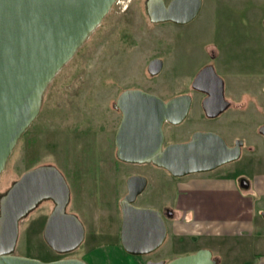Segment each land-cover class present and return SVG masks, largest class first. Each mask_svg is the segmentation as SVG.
Here are the masks:
<instances>
[{"label":"rangeland","instance_id":"rangeland-1","mask_svg":"<svg viewBox=\"0 0 264 264\" xmlns=\"http://www.w3.org/2000/svg\"><path fill=\"white\" fill-rule=\"evenodd\" d=\"M145 1L118 0L112 6L46 87L37 118L17 141L0 175L2 194L25 171L54 165L70 190L67 211L82 223L85 239L70 254L51 252L42 230L54 205L43 201L20 223L15 255L46 262L85 257L87 264H146L167 263L206 248L221 259L219 264H251L264 254V197L254 201L257 211L250 235L205 234L191 241L177 240L169 232L162 246L145 256L130 255L120 244L117 201L128 174L149 179L135 206L161 211L177 195L175 180L163 169L115 158L114 135L121 116L113 104L122 91L138 88L168 98L185 90L204 65L212 64L225 84L223 97L240 110L223 113L211 126L222 129L228 143L239 138L244 147L238 160L208 175L248 179L264 172V145L256 132L264 120V0H202L198 15L183 25L151 23ZM153 57L164 64L156 77L146 70ZM198 196L206 201L210 218L236 215V205L224 197Z\"/></svg>","mask_w":264,"mask_h":264},{"label":"water","instance_id":"water-1","mask_svg":"<svg viewBox=\"0 0 264 264\" xmlns=\"http://www.w3.org/2000/svg\"><path fill=\"white\" fill-rule=\"evenodd\" d=\"M118 0H0V175L17 141L37 118L46 87L75 55ZM202 0H146L151 23L183 25L199 13ZM162 60L149 62L147 72L157 75ZM214 85L216 93L207 89ZM195 90L208 93L203 102L207 117H216L228 103L223 80L213 67L194 78ZM209 104L212 106H209ZM190 97L167 101L139 90L127 89L113 108L121 113L114 135L115 156L126 164H151L173 177L208 172L234 162L243 142L229 146L218 135L195 132L189 141L164 144L163 124L181 123L188 114ZM264 138V125L259 129ZM137 181V182H136ZM145 186V178L127 179V194L119 202L120 244L133 256H145L165 242L167 227L161 211L133 205ZM70 190L62 173L50 164L25 171L0 194V264H87L78 258L41 261L14 254L20 223L43 201H51L42 238L57 255L74 252L84 240L78 217L67 212ZM264 219V212L261 214ZM146 264H217L209 249L177 257L169 262Z\"/></svg>","mask_w":264,"mask_h":264},{"label":"crops","instance_id":"crops-1","mask_svg":"<svg viewBox=\"0 0 264 264\" xmlns=\"http://www.w3.org/2000/svg\"><path fill=\"white\" fill-rule=\"evenodd\" d=\"M246 180L249 185L243 189L238 187L234 176H224L223 180L218 183L203 181L201 184L196 182L181 184L179 191L182 197L175 210L179 222L170 223L171 226L177 231H184L183 233L201 232L210 236L230 237L250 235V231L253 230L252 220L257 211H255L254 201L264 197V172L253 175L252 178H246ZM199 193L222 196L224 201H231L237 207L236 215L227 219L210 218L205 214L206 201L199 204L198 198H195ZM256 198L258 199L254 200ZM255 257L251 264H264V254H258ZM220 261L218 257L217 264Z\"/></svg>","mask_w":264,"mask_h":264},{"label":"flooded vegetation","instance_id":"flooded-vegetation-1","mask_svg":"<svg viewBox=\"0 0 264 264\" xmlns=\"http://www.w3.org/2000/svg\"><path fill=\"white\" fill-rule=\"evenodd\" d=\"M153 59H160V58L159 57H153V58H151L148 61V63H147L146 70H147V67H148L149 62L151 60H153ZM163 65L164 64H163V61H162V68H163ZM208 66L213 67V65L209 63L207 65H204L198 71V73L203 68L208 67ZM198 73H196V75ZM158 75H159V73L157 75H154V76L150 75V76L156 77ZM196 75L189 82V84H188V86L186 87L185 90H180V91L175 92V93L173 92L174 94H172L168 98H163L159 94H155V93L148 92V93H151V94H154V95L158 96L159 98L163 99L164 101H167V100H169L171 98L178 97V96H182V95H187V96L190 97L189 111H188V114L185 117V119L181 123L176 124V125H173V124H170V123H167V122H165L163 124V127H162V129H163V136H164V144L163 145L165 146V145L170 144V143H183V142H187V141L190 140L191 136L195 132H207V133H214V134L220 136L226 142L227 145L233 146L235 144V142L237 140H239V138H235V139H233L232 143H228L226 136H224V134L221 133V130L222 129L211 126V123H213L216 120H218L220 118V116H222L223 113H225V112H227V111H229L231 109H234L235 111L239 112L240 108L237 107V106H234L233 105V101H231V100L228 101V100H226L224 98V100L228 103V107L223 112H221L219 115H217L216 117H212V118L211 117H207L206 114H205L204 108H203V102L207 100L209 94L208 93H205V92H202V91L195 90L193 88L192 82H193L194 78L196 77ZM135 89H138V88H135ZM207 89L210 92H213V94L216 93V90H214V85L211 82H209L207 84ZM139 90H141V89H139ZM142 91H144V90H142ZM145 92H147V91H145ZM223 92H225V84L224 83H223ZM209 106H212V104L211 105L209 104ZM195 110L198 111V117H195L194 116ZM116 111H118V110H116ZM120 116H121V113H120ZM236 122H238L237 119L235 120V123ZM185 124L188 125L187 126L188 130L187 129L186 130L185 129L183 130L182 127ZM263 125H264V120L257 126V129H256L257 135H258V137H260L262 145H264V138L259 133V129ZM166 128L168 129V131L166 130ZM181 130H183L184 132L182 133ZM181 135L182 136L184 135V137H182ZM167 138H170L171 140L170 141L168 140V142H167ZM242 142L244 144V141H242ZM243 144L241 146V151H242V149L244 147ZM248 149H250V148L248 147ZM115 158H116V156H115ZM217 169L212 170V171H208V172H201V173L189 174V175H186V176H183V177H173L172 175H170L167 172L175 180L174 188H175V192L177 193L176 199H175L174 203L171 202L172 204H169L168 206H164L161 209V212L163 214V218L165 220L166 227H167V235L170 232L169 234L170 235L174 234L175 237H177V240L182 239V238H189V239H191V241H196L197 239H199L200 237H203L205 235L204 233H201V232H198V233H194V232L183 233L184 231H179V230L177 231L175 228H173V226H172V231H170L169 230L168 223L179 222V221H177V212L175 210H176L177 206L179 205V200H181L180 198L182 197L181 196L182 193L179 191L180 185L181 184H184V183H191V182H196V183L201 184V183H203V181H205V183H209V182L210 183H218L220 180L221 181L223 180L224 175H221V174H219V175H212V174L211 175H208L210 173H216V170ZM134 175H138V176H141V177L145 178V186L142 189V191L140 192V194L137 195V197L135 198V200L133 202V205H137L136 203L139 200V197L144 193V191L148 187L149 179H147V177L144 176L143 174H140V173H130V174H128L124 178V184H123L124 193L121 195V197L117 201L118 209H119V202L127 194V179L129 177H131V176H134ZM235 181H236L238 187L241 188V189H243L245 187H248V185H249L248 184V180L244 179L243 177H237V178H235ZM117 185L118 184L115 183L114 187L115 188L118 187ZM197 195H203V194L202 193H199ZM203 201H204V199H202V197L198 196V202H199V204L202 203ZM119 212H120V209H119ZM47 217H46V219H47ZM170 225H172V224H170ZM118 235L120 237V231H119V234ZM167 235H166V237H167ZM84 239H85V235H84ZM213 257H215L218 260V258L216 256L213 255ZM81 260H83L86 263H88L87 260L85 259V257L84 258H81Z\"/></svg>","mask_w":264,"mask_h":264},{"label":"trees","instance_id":"trees-1","mask_svg":"<svg viewBox=\"0 0 264 264\" xmlns=\"http://www.w3.org/2000/svg\"><path fill=\"white\" fill-rule=\"evenodd\" d=\"M50 251V250H49ZM52 252V251H51Z\"/></svg>","mask_w":264,"mask_h":264}]
</instances>
